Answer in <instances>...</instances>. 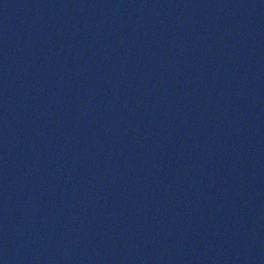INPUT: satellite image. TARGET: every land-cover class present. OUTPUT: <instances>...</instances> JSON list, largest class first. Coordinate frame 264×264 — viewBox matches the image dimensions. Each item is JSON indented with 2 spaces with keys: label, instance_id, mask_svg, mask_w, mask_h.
<instances>
[{
  "label": "water",
  "instance_id": "obj_1",
  "mask_svg": "<svg viewBox=\"0 0 264 264\" xmlns=\"http://www.w3.org/2000/svg\"><path fill=\"white\" fill-rule=\"evenodd\" d=\"M0 264H264V0H0Z\"/></svg>",
  "mask_w": 264,
  "mask_h": 264
}]
</instances>
